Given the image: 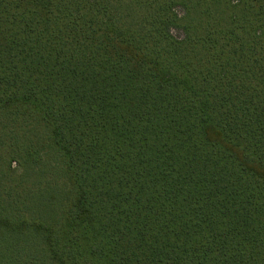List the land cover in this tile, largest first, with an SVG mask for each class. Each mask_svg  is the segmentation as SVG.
Here are the masks:
<instances>
[{
  "label": "trees",
  "instance_id": "1",
  "mask_svg": "<svg viewBox=\"0 0 264 264\" xmlns=\"http://www.w3.org/2000/svg\"><path fill=\"white\" fill-rule=\"evenodd\" d=\"M0 264H264V0H0Z\"/></svg>",
  "mask_w": 264,
  "mask_h": 264
},
{
  "label": "rangeland",
  "instance_id": "2",
  "mask_svg": "<svg viewBox=\"0 0 264 264\" xmlns=\"http://www.w3.org/2000/svg\"><path fill=\"white\" fill-rule=\"evenodd\" d=\"M173 34L177 36V35H179L181 33L179 31H177V30H173Z\"/></svg>",
  "mask_w": 264,
  "mask_h": 264
}]
</instances>
